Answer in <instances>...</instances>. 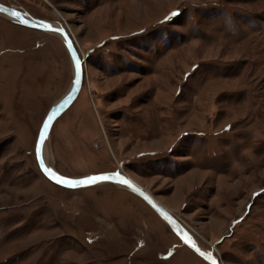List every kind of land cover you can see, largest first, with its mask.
Segmentation results:
<instances>
[{
	"label": "rangeland",
	"instance_id": "374dc122",
	"mask_svg": "<svg viewBox=\"0 0 264 264\" xmlns=\"http://www.w3.org/2000/svg\"><path fill=\"white\" fill-rule=\"evenodd\" d=\"M0 3L65 27L85 61L52 170L123 173L224 264H264V0ZM73 81L61 39L0 13V264H210L130 189L42 174Z\"/></svg>",
	"mask_w": 264,
	"mask_h": 264
},
{
	"label": "water",
	"instance_id": "95a60500",
	"mask_svg": "<svg viewBox=\"0 0 264 264\" xmlns=\"http://www.w3.org/2000/svg\"><path fill=\"white\" fill-rule=\"evenodd\" d=\"M0 6H3L4 8H7V9H10L12 11H16V12H19L15 7H11V6H7V5H4L2 3H0ZM10 17H13L11 16L8 12H3V11H0ZM15 18V17H13ZM22 19L24 20H27L25 19L24 17L21 16ZM16 19V23H18L19 25L21 26H24V27H28V28H31V29H37V30H40V31H43V32H47V33H59L63 36L64 38V44L66 45V48L69 52V55L72 59V62H73V65H74V81H73V84H72V87L71 89L69 90V92L66 94V96H64L60 101H58L54 106L53 108L50 110L48 116L46 117L45 121L47 120V118L51 115L52 111L56 108H58L61 104H64V101L65 100H68V97L71 96L72 98L70 100H68L67 104L64 105V107L62 109H60V111L58 112V114L52 119L50 125H49V129H48V132L46 133L45 135V139L43 140V142L41 143L40 142V133L43 129V125L45 123H43L41 129H40V132H39V136H38V139H37V143H36V150H35V154H36V159H37V163H38V166H39V169L41 170L42 174L50 181L52 182L53 184L55 185H58L60 187H63V188H68V187H65V186H62L60 184H57L55 182V180H53L51 178V175L50 174H47L44 169L47 168V169H50L51 168L49 167L48 164H46L44 162V158H43V155H42V151H43V146H44V142L49 134V131L53 125V123L55 122V120L64 112L66 111L72 104L73 102L76 100V98L78 97L81 89H82V86H83V80H84V64H85V61L83 59V57L80 55V52L78 51V48L76 47V44L74 42V39L72 38V36L70 35V33L67 31V29L65 27H57L55 26L54 24H51V22H47V21H44V20H39V19H34V18H31V20H27V24H23L20 22V20H18L17 18ZM69 44H71V48H69ZM76 60H79V72L77 71V68H76ZM78 81V82H77ZM54 171V170H53ZM51 170V174H55V175H58V176H62V175H59L58 173H55ZM119 174L120 177H122L123 179H126L128 181H130V183L135 187V189H138L139 191H134L132 188V191L135 192L137 195H139L143 200H145L149 206L155 210V212L166 222V224L170 227V229L176 234V236L181 240V242L186 245L188 248H190L194 253H196L198 256H200L203 260H205L206 262L210 263V264H213V261L212 260H208L205 258V256H202L200 253H205V254H211L212 257H213V260H215L217 262V264H220L218 263V260H216V257L211 253V252H208V251H205L204 249H202L191 237V235L189 234V232L186 230V228L182 225V223L178 220V218H176L174 216V214H172L168 209H166L163 205L159 204L155 199L154 197L148 192L146 191L143 187L139 186L138 184H136L135 182H133L131 180V178H129L127 175L123 174V173H120V172H112V173H102V174H94V175H111L113 177H115L116 174ZM94 175H88V176H85V177H81V178H71V179H83V178H86V177H90V176H94ZM64 177V176H62ZM65 178H69V177H65ZM114 183V184H121L119 182H117V180L114 178L112 180H108V181H100V182H97L96 184L98 183ZM94 184V185H96ZM94 185H89V186H81V187H76V188H68V189H80V188H85V187H91V186H94ZM125 185V184H124ZM141 193H143V195H141ZM145 197H147V199H145ZM149 200L151 201V203H149ZM153 204L156 205V207L154 208L153 207ZM157 209H160L161 211H157ZM162 213H166L167 216L169 217V219H166L164 217V215H162ZM188 237V239L191 241V243H186L183 239V237ZM191 244H195L196 248H193L191 246ZM196 249H199V252L196 251Z\"/></svg>",
	"mask_w": 264,
	"mask_h": 264
},
{
	"label": "snow or ice",
	"instance_id": "6c2138e0",
	"mask_svg": "<svg viewBox=\"0 0 264 264\" xmlns=\"http://www.w3.org/2000/svg\"><path fill=\"white\" fill-rule=\"evenodd\" d=\"M0 11H3V12H8L11 16L17 18L18 20H20L21 23L23 24H27V20H24L21 18V14L19 12H16V11H12L10 9H7V8H4L3 6H0ZM172 16H176V15H179V13H172L171 14ZM69 48H71V44H69ZM79 60H76V68H77V71L79 72ZM78 82V81H77ZM72 97L69 96L68 97V100H70ZM68 100H65L64 101V104H61L58 108L54 109L51 113V115L47 118V120L45 121L44 125H43V129L40 133V142L42 143L43 140L45 139V135L46 133L48 132V129H49V125L52 121V119L58 114V112L60 111V109H62L64 107L65 104H67ZM44 171L47 173V174H50L51 175V178L53 180H55V182L57 184H60L62 186H65V187H68V188H76V187H81V186H89V185H94L96 184L97 182H100V181H108V180H112V179H116L117 182L121 183V184H125L127 185L128 187L132 188L134 191H139L138 189H135V187L130 183V181L126 180V179H123L122 177L119 176V174L117 173L115 175V177L111 176V175H94V176H90V177H86V178H83V179H71V178H65V177H62V176H58V175H55V174H51V170L50 169H47L45 168ZM141 195H143V193H141ZM145 199H147V197H145ZM149 203H151V201L149 200ZM153 207L155 208L156 205L153 204ZM157 211H161L160 209H157ZM162 215H164V217L166 219H169V217L167 216L166 213H162ZM184 241L186 243H191V241L188 239V237H183ZM191 246L193 248H196L195 244H191ZM197 252H199V249H196ZM202 256H205L206 259L208 260H212L213 261V264H217V262L215 260H213V257L211 254H205V253H200Z\"/></svg>",
	"mask_w": 264,
	"mask_h": 264
},
{
	"label": "bare ground",
	"instance_id": "6f19581e",
	"mask_svg": "<svg viewBox=\"0 0 264 264\" xmlns=\"http://www.w3.org/2000/svg\"><path fill=\"white\" fill-rule=\"evenodd\" d=\"M1 14H3L4 16H5V18L7 17V19L8 20H10V21H12V22H16V19L15 18H13V17H10V16H8V15H6V14H4V13H2V12H0ZM20 14H21V16L22 17H24L25 19H27V20H31V17L30 16H28V15H26V14H24V13H22V12H20ZM51 24H53L52 22H51ZM62 24V23H61ZM55 26H57V27H61L60 25H58V24H54ZM51 34H53V35H55V36H57L59 39H61L63 42H64V38H63V36L61 35V34H59V33H53V32H51ZM83 82H84V80H83ZM47 139V138H46ZM47 146H48V141L46 142V140H45V142H44V146H43V151H42V155H43V158H44V162L46 163V164H48V165H50L49 163H50V158H49V156H48V153H47ZM49 167H51V166H49ZM52 170V169H51ZM53 171V170H52ZM54 172V171H53ZM55 173V172H54ZM116 185H120V186H122V187H124V188H128L127 190H129L130 189V191H132V189L130 188V187H128L127 185H124V184H116ZM145 189V188H144ZM146 190V189H145ZM133 192V191H132ZM158 202V201H157ZM159 203V202H158ZM160 204V203H159ZM162 205V204H161ZM165 207V206H164ZM166 208V207H165ZM166 209H168V208H166ZM169 210V209H168ZM155 211V210H154ZM170 211V210H169ZM171 212V211H170ZM172 213V212H171ZM166 223V222H165ZM206 251V250H205ZM215 256V255H214ZM200 257V256H199ZM216 257V260H218V263H220V264H224V262L220 259V257H217V256H215Z\"/></svg>",
	"mask_w": 264,
	"mask_h": 264
}]
</instances>
